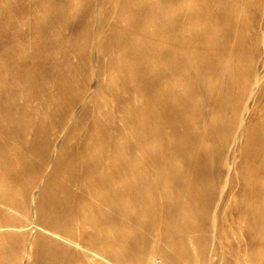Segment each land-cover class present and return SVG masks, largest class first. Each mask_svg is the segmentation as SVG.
<instances>
[{"label":"rangeland","instance_id":"374dc122","mask_svg":"<svg viewBox=\"0 0 264 264\" xmlns=\"http://www.w3.org/2000/svg\"><path fill=\"white\" fill-rule=\"evenodd\" d=\"M137 1L140 9L151 10L153 18L164 11L166 1L171 21L189 18L197 36L191 47L208 52L225 43L231 49L229 56L212 57L217 65L210 68L211 59L201 54V61L198 58L189 64L178 81L161 87L162 97L155 105L154 115L174 114L180 134L185 121L199 124L194 131L202 137L198 154L207 159L191 155L194 140L174 137L168 146L157 132L153 147L144 152L137 149L141 135L129 124L139 121L142 113L124 100L138 86L150 90V82L139 83L138 75L158 71L133 60L137 46L129 40L128 22L118 17V6L127 0H0V173L14 181L9 186L12 195L17 192L9 209L2 204L4 188L0 184V236L8 234L0 239V251L8 244L13 264H52L44 252H61L59 264H88L87 251L62 242L59 236L78 242L97 236L109 246L116 241L115 248L121 238L129 237L136 247L171 250L156 242L164 238L167 226L159 218L149 224L154 214L141 217V210L130 208L129 202L122 203L127 210L121 214L106 208L104 200L88 196L82 166L91 165V157H96L119 164L117 170L130 164L132 174L140 171L143 179H150L148 188L163 212L162 197L177 189L165 173L184 170L190 174L195 167L207 187L206 200L199 216L185 220L213 225V231L206 233L212 237L208 255L200 264H264V225L255 231V245L249 252L237 222L241 206H264V0H184L185 6L180 0ZM194 5L195 9L190 8ZM139 35L147 38L157 32L144 30ZM110 55L129 58L131 75L126 67L112 69ZM237 64L239 74L233 71ZM197 69H207L211 76L204 77ZM226 69L223 77L218 75ZM223 79L240 83L222 88ZM173 87L177 98L167 97V90ZM178 100L182 108H188L176 111L181 108ZM149 101L148 95L138 97L135 105ZM170 122L161 125L169 130ZM182 158L184 162L176 163ZM59 159L63 167L50 184ZM161 164H168V169L160 168ZM247 180L252 182V197L242 191ZM53 197L64 200L69 212L58 207L52 212L44 208L41 214L39 202L48 206ZM113 204L118 207L121 203L114 200ZM49 223L56 229L50 232H56L58 238L40 230ZM96 229L102 233L96 235ZM41 236L48 239L46 243L38 240ZM18 238H22L21 250L16 253L14 241ZM194 248L188 243V255L175 253L173 262L197 261Z\"/></svg>","mask_w":264,"mask_h":264},{"label":"bare ground","instance_id":"6f19581e","mask_svg":"<svg viewBox=\"0 0 264 264\" xmlns=\"http://www.w3.org/2000/svg\"><path fill=\"white\" fill-rule=\"evenodd\" d=\"M180 1L182 3L181 6H185L184 0H180ZM165 3L164 4L166 6H164V11L158 13L155 16L157 19L156 22L153 20L155 19V17L153 18V16L151 15L150 12L151 10L148 8L144 10L140 9L137 0H127V2L121 4V6H118V17L123 18L128 22V31L130 33L129 40L134 42L138 49L137 55L134 56L133 60L135 61V63L136 62L141 63L142 67L152 66L157 68L158 71L150 76L138 75L137 81L139 83L145 81L150 82V90L146 92L141 87L138 86L137 89L130 92L132 93L131 97L124 100L128 107H133L134 108L133 110L136 109V111L142 113V118H140L139 121H134L130 123L129 128L133 132L141 135V139H139L138 141L137 149L141 150L142 152H144L146 148L153 147L155 145V143L153 142V135L154 132H157L160 135L163 143L168 144V146L173 144L174 137H181L187 140L188 139L194 140L196 144L193 150L191 151V155L195 156L197 160L200 158L202 160L203 159L205 160L207 159V156L198 154L202 144L201 142L202 137L198 133H194V131L197 128L198 129L200 128L199 124L198 125L196 124L194 126L191 124L190 121L188 120L185 121L182 124L184 127V132L183 134H180V132L177 130V127L175 126V121H173L172 118L174 114L171 113L170 116L168 115V113H164L163 115H154L156 108L155 105L157 99H159L160 96L162 97L161 95L162 93L160 91L161 87L165 85L167 86L169 84L171 85L172 82L178 81L182 71H184V69L187 66H189V64L191 65L192 62L197 61V59L201 56V54L206 55L205 57L204 56L201 57H204L205 59L206 58L211 59V61L209 62L210 65L209 68H210L213 67V65H217L216 61H212V57L215 58L220 55L229 56L231 53V49L225 46V43H222L219 47H213L208 52H205V50L201 47L199 48L194 46L191 47L197 37L196 35H194L195 34L194 31L190 27L191 20L185 17L179 22L171 21L169 18V12L167 11L169 9L167 8L169 6V3L167 1ZM190 8L195 9L196 7L194 5L193 7ZM205 12L207 13V11ZM199 14L201 15L202 13ZM206 15L207 14H205V16ZM144 30L156 31L157 35L150 36L147 38H141L139 34L141 31ZM204 39L205 38H202V41ZM205 41L208 42V40H204L203 42ZM164 44H167L168 46L164 47L163 46ZM119 45L117 43V46ZM110 59L112 63L110 67H112V69L115 67H119V68L121 67V69H123L122 67H126L127 68L126 71L129 72L130 75L133 72L132 71L133 69L131 70V68H129L128 66L129 58H127L125 55H121L118 57L111 56ZM164 59H168L167 62H164L163 61ZM203 61L205 60L203 59ZM137 69L140 70L139 72H142L140 68ZM227 71L229 70L227 69L225 71L222 70L221 72H218V75L223 77L224 73ZM233 71L239 74L240 65L239 64L235 65ZM135 72L137 73V71ZM197 73L205 75L204 77L207 78L211 76L210 72L207 69H197ZM236 83H240V80L238 81L234 80L229 82V81H224L223 79L221 87L222 88L224 86L230 87L235 85ZM176 91L177 90L174 87L171 88L170 90H167L166 92L167 97L170 98V96L172 97V95L174 97L175 96L174 93ZM146 95L149 96L150 99L149 102L145 103L142 106L135 105L136 98L137 99L138 97L142 98ZM175 97L177 98V96ZM165 103L167 102L165 101ZM177 103L180 106L182 102H179L178 100ZM181 108L176 111H184L188 108V105H186L185 108L182 109ZM165 120L171 121L170 122L171 125L169 126L170 132L169 130H166V127L161 125V122ZM209 138L213 140L214 138L213 133L210 134ZM110 156L112 155L110 154L108 155L109 159ZM82 157H84V159H87V154L84 155L83 153ZM91 158H93L91 165L87 164L84 166L83 164L82 166L83 168H85V171L82 174L83 175L82 181L84 183H87L88 185L89 188L88 196L92 199L104 200L103 205H105L106 208L110 210L116 209L118 210V212H121V214L127 210L126 208H124L123 206L124 204L122 203H127V202L130 203V208L134 210L136 209L141 210L142 212L141 217H148V214H154L153 220L151 219L149 224L151 223L155 224L157 221L156 219L159 218L163 220V222L167 226V232L165 236H163L164 238H161L156 242L162 245L171 246V250L167 251L160 248L159 246H153V245L152 246L144 245V246L136 247L133 244V241L129 237H124V236L123 239L121 238L118 241V246H119L118 248H115L116 246L113 247V245L117 244L116 241L114 244H111V246H109L104 239L97 236L95 237V239L92 238L83 239L81 240V242H78L77 240H75V238L59 236L58 234L61 241L63 240L65 242H68V244L73 243L76 248L78 249L80 248L84 251H87L89 256L87 258L85 257L84 258L88 264H98V263L99 264H195V263L200 264L202 263V261H205L208 255L209 245L211 244V240H212V237L210 238L206 233L211 229L213 231V225L209 221H205L204 224L200 225V224H196V222L189 223L185 220L190 217L192 218L195 216H199L202 210L201 205L204 203V200H206L204 199L205 197L204 195L205 192L207 191V187L204 185L203 183L204 179H202V176L198 174L195 167H192L191 169L189 168L190 174L185 173L184 170L177 173H169V172L165 173L164 175L165 178L167 177V179L170 182L172 180L175 181L174 183L177 184L176 187L177 189L174 192H167L165 196L162 197V199L164 200L163 206L165 207V210L163 212L162 210L164 208L162 210L160 209L156 196L148 188L149 184H151L150 179H146V178L143 179L140 171L137 172L133 170V174H132V171L130 170L131 167L130 164H126V166L117 170L115 168L116 165H118L119 167V164H108L107 163L108 159H104V158L102 159H97L96 157H91ZM182 162H184V159L181 160V162L177 161L176 163H182ZM63 164H64L63 160L59 159L56 165L57 169L55 168L54 170V175L51 178L50 184H53V182L55 181V178L58 172L63 167ZM165 164L164 165L161 164L160 168L164 170L168 169V164L167 165ZM1 171L4 170L2 169ZM0 174H1L0 184L3 185L4 188V193L1 195L4 200L2 204H4L7 208L10 209L12 205L9 204L11 203L10 201L11 197L17 196V192L16 194L12 195L11 188L9 187L10 184L14 183V181L6 177L4 175L5 172L4 173L2 172ZM251 187H252V182L247 180L242 186V191L252 197ZM64 189L66 190L69 188L64 187ZM50 200L51 202L48 204V206H44V203H42V201L39 202L38 209L41 214H44L45 212L44 208L52 212L55 211L56 208L60 207L63 212H65L66 210L69 212V210L65 205L66 203L64 202V200L59 199L57 197H53V199ZM114 200H119L121 203L120 206L115 207L113 204ZM249 205H251V203ZM239 211L240 212L237 220L238 227L239 230H242V232L244 233V237H245L244 242L248 246V251L250 252L252 250V247L255 245V240L257 237L255 231L259 227L264 225V206L257 204L256 207L252 208V206H250L248 208L247 205H244L240 207ZM81 220L83 219L81 218ZM65 222L67 223V221ZM53 227L55 226L49 223L47 224V226L41 225L40 230L44 231L47 234L54 235L56 236V238H58L56 232L54 231L50 232L53 229H55ZM94 233L96 235L101 234L102 229H96ZM227 234L228 233H226V235ZM7 235L8 234L1 235L0 239L5 240L6 238H8ZM220 235L221 233H219L218 237H220ZM21 240L22 238H18L14 241L15 248L17 249L16 253L20 252L21 250L20 248ZM38 240L46 243L48 239H45L41 236L38 237ZM49 242H53V240ZM188 243L196 246V248L194 249L196 251L197 261L193 262L190 259H183L180 262H173L175 253L188 255ZM9 247L10 246H8V244H5L3 246L2 251H0V264H13V262L11 261L13 255H11L8 252V250L10 249ZM69 251L70 250H68V252ZM44 253L46 254L48 252H44ZM45 254L44 256H46L47 259L50 260L52 264H59L58 263L59 254L58 255L56 253L51 255L48 254L45 255ZM147 255H149L148 259H146ZM72 262H76L75 259L74 260L72 259Z\"/></svg>","mask_w":264,"mask_h":264}]
</instances>
